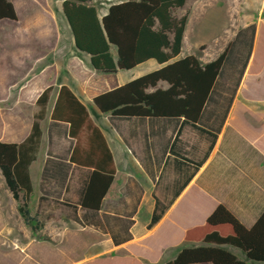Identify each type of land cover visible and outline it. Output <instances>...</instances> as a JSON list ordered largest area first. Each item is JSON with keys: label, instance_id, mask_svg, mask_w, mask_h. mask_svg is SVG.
<instances>
[{"label": "crops", "instance_id": "crops-1", "mask_svg": "<svg viewBox=\"0 0 264 264\" xmlns=\"http://www.w3.org/2000/svg\"><path fill=\"white\" fill-rule=\"evenodd\" d=\"M105 1L100 18L110 4L121 2ZM9 2L16 20H0V142L18 144L29 135L38 111L36 100L51 86L39 121V147L28 166L27 199L30 215L43 219L37 233L41 237L30 240L49 244V264H54L52 259L55 264H165L183 246L184 232L202 225L219 205L246 229L255 224L264 212V30L259 37L255 24L249 58L233 97L207 100L195 124L183 118L111 120L96 110L93 98L161 66L150 60L111 76L85 67L68 68L67 79L74 87L69 82L55 85L57 75L49 71V0ZM39 3L44 14L38 12ZM208 3L231 17L229 24L236 27L225 47L254 24L246 18L250 0ZM189 17L178 58L191 55L199 42L187 34ZM26 38L35 43L30 50L19 44ZM61 85L85 106L111 156L112 180L97 211L80 206L97 166L71 160L76 141L68 136V125L50 119ZM80 144V161L92 154L90 162L103 163L99 146L89 149L83 140ZM101 168L107 175L108 166ZM35 188L38 195L31 201ZM160 210L159 220L150 226ZM0 243L6 247V241ZM223 248L241 261L262 264L250 262L235 248Z\"/></svg>", "mask_w": 264, "mask_h": 264}, {"label": "trees", "instance_id": "trees-1", "mask_svg": "<svg viewBox=\"0 0 264 264\" xmlns=\"http://www.w3.org/2000/svg\"><path fill=\"white\" fill-rule=\"evenodd\" d=\"M60 1L73 48L88 57L89 68L96 75H115L150 60L161 66L93 98L96 110L108 114L111 120L183 118L193 125L199 120L207 100L233 97L249 58L255 24L239 31L218 57L202 64L194 55L178 58L188 14L177 17L174 12L192 0H121L110 4L101 18L94 0ZM262 16L264 18V5ZM0 20H16L9 0H0ZM224 77L231 81L229 90L220 83ZM51 91L49 86L37 98L38 111L34 114L29 135L18 144L0 142L1 176L17 203L16 210L23 224L32 232L38 231L41 224L30 215L27 205L31 193L28 166L39 147V121L44 118ZM50 119L68 125V136L76 141L71 160L97 166L80 201L82 209L97 211L114 172L99 129L93 125L85 106L66 85L58 89ZM82 140L89 149L99 146L103 150L101 165L89 161L92 154L86 155L82 161L77 158L82 156ZM102 166H108L107 175L100 173ZM45 172L46 168L43 177ZM99 183L101 186L96 192ZM162 212L153 215L150 226L159 220ZM182 241L178 253L165 264H250L239 260L224 246L239 250L250 262L264 264V212L250 229H246L219 205L202 225L187 229Z\"/></svg>", "mask_w": 264, "mask_h": 264}, {"label": "rangeland", "instance_id": "rangeland-1", "mask_svg": "<svg viewBox=\"0 0 264 264\" xmlns=\"http://www.w3.org/2000/svg\"><path fill=\"white\" fill-rule=\"evenodd\" d=\"M106 3L104 0L94 2L99 12ZM249 5L250 7L245 10L246 18L256 24L257 35L261 37L264 30L263 4L261 0H250ZM38 12L44 14V7L41 3L38 4ZM174 13L177 17L184 14L190 15L187 34L194 37L196 42L199 41L191 55H194L202 64L214 60L224 51L227 40L236 29L235 26L229 24L231 17L229 19L225 12L215 10L209 3L206 4V0L189 1ZM5 23L7 21L2 24L6 25ZM37 42L40 43L38 40ZM19 44L25 45L22 49L30 50L35 43L33 38H26ZM2 47H5L4 44L1 45ZM244 52L242 56H244ZM49 64H51L49 71L57 75L53 81L54 84L69 82L72 87L74 84L67 79L66 69L89 68L88 57L79 54L73 48L72 38L61 12L60 0H49ZM147 68L149 66L145 67V69ZM220 83L227 90L231 87V81H227L225 77L220 79ZM228 93L226 91V95ZM38 191V188L33 189L31 201L35 200ZM36 219L40 224L43 222V219ZM0 227L4 229V233L0 234V241H6V247H2L0 243V264H49V244L46 241L38 244L34 240H30V238L41 237L37 234L39 230L32 232L24 226L16 210V203L8 192L1 175ZM55 261L51 260L54 264Z\"/></svg>", "mask_w": 264, "mask_h": 264}]
</instances>
